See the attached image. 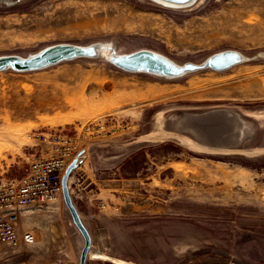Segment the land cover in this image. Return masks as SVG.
Returning a JSON list of instances; mask_svg holds the SVG:
<instances>
[{"label": "rangeland", "instance_id": "rangeland-1", "mask_svg": "<svg viewBox=\"0 0 264 264\" xmlns=\"http://www.w3.org/2000/svg\"><path fill=\"white\" fill-rule=\"evenodd\" d=\"M56 47L0 69V198L69 147L88 263L264 264V0H0V59ZM17 212L36 242L0 264H79L63 194Z\"/></svg>", "mask_w": 264, "mask_h": 264}, {"label": "built area", "instance_id": "built-area-1", "mask_svg": "<svg viewBox=\"0 0 264 264\" xmlns=\"http://www.w3.org/2000/svg\"><path fill=\"white\" fill-rule=\"evenodd\" d=\"M52 138L51 143L57 150L63 140L59 135ZM69 153L68 147L61 153L36 160L23 179L5 189L9 197L5 200L0 198V251L36 242L33 231H19L20 217L17 211L38 210L62 197V172L68 165L66 156Z\"/></svg>", "mask_w": 264, "mask_h": 264}, {"label": "water", "instance_id": "water-1", "mask_svg": "<svg viewBox=\"0 0 264 264\" xmlns=\"http://www.w3.org/2000/svg\"><path fill=\"white\" fill-rule=\"evenodd\" d=\"M162 5L168 6V7H174V8H186L191 6L196 2V0H154ZM72 53V49L68 47H56L53 49L48 50L44 54H42L39 57H36L30 61H24L18 58H5L0 59V69H3L7 67L8 65H12L16 68H31V67H37L46 63H50L53 61H56L58 59H61L63 57H67ZM235 60V57L233 55H227L222 56L214 61V66H222L227 63L233 62ZM139 61V63H151V64H158L162 65V63L153 57L150 56H141L134 60ZM214 117L220 118L223 117L224 119L227 117L225 114L218 113L216 116L208 117L209 119H214ZM82 158V153H78L77 156L69 163L67 166L65 173L62 177V194L65 201V204L67 208L70 211V214L72 216L73 222L76 225V227L79 229L80 233L82 234L85 245L83 247V250L81 252L80 261L79 264H109V263H88V256L91 251L92 247V236L86 226L84 225L82 218L77 210V208L74 205V202L72 200L71 194H70V187L68 185L70 175L73 170H75L78 167L79 161Z\"/></svg>", "mask_w": 264, "mask_h": 264}, {"label": "crops", "instance_id": "crops-1", "mask_svg": "<svg viewBox=\"0 0 264 264\" xmlns=\"http://www.w3.org/2000/svg\"><path fill=\"white\" fill-rule=\"evenodd\" d=\"M79 165V164H78ZM80 169V167H77L76 170Z\"/></svg>", "mask_w": 264, "mask_h": 264}, {"label": "bare ground", "instance_id": "bare-ground-1", "mask_svg": "<svg viewBox=\"0 0 264 264\" xmlns=\"http://www.w3.org/2000/svg\"><path fill=\"white\" fill-rule=\"evenodd\" d=\"M91 252H92V250L90 251V253H91ZM90 253H89V254H90Z\"/></svg>", "mask_w": 264, "mask_h": 264}]
</instances>
